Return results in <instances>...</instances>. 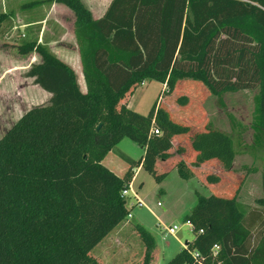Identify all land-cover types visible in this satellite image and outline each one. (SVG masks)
Instances as JSON below:
<instances>
[{
	"label": "trees",
	"instance_id": "1",
	"mask_svg": "<svg viewBox=\"0 0 264 264\" xmlns=\"http://www.w3.org/2000/svg\"><path fill=\"white\" fill-rule=\"evenodd\" d=\"M44 2L75 15L87 91L46 46H18L22 56L41 58L27 75L52 97L0 139V264H101L92 252L132 214L123 192L136 170L162 184L168 174H159L157 163L170 158L175 137L191 134L160 106L162 96L147 116L120 106L133 88L158 82L170 95L191 79L222 109L227 95L256 90L248 128L229 116L231 133L210 125L190 136L193 166L215 160L231 171L234 137L242 144L248 129L251 149L264 150V0H113L98 20L81 0L32 5ZM8 18L0 13V29ZM125 139L145 154L136 161L119 153L128 169L118 176L103 161ZM177 171L192 177L183 163ZM185 220L194 239L167 264H264V202L251 209L237 196L197 193ZM134 228L146 246L143 264H151L156 238Z\"/></svg>",
	"mask_w": 264,
	"mask_h": 264
},
{
	"label": "rangeland",
	"instance_id": "2",
	"mask_svg": "<svg viewBox=\"0 0 264 264\" xmlns=\"http://www.w3.org/2000/svg\"><path fill=\"white\" fill-rule=\"evenodd\" d=\"M43 1L0 0V13L5 12L4 14L9 16L0 29V139L27 111L34 107L46 106L50 102L51 94L45 92L27 75L34 64L41 62V58L36 53L24 57L18 51V46L34 42L35 37L39 36L40 32L36 27L24 26L30 19H45L44 38L46 36L55 38L51 32L56 31V17L60 18L62 14L58 12L54 15L48 14L50 3L32 5ZM65 31L68 33L64 43L72 44L74 28L71 27V23L65 27ZM73 49L72 53L75 54L78 47L75 46ZM78 75L81 79L79 84L86 92L81 70L78 71ZM132 93L129 108L143 116L149 114L162 96L160 106L171 112L173 121L189 126L191 134L174 138L175 153L177 154L180 149L184 150L185 154L180 151L178 153L180 158L175 156L168 165L161 167L163 170H170L163 182L164 187L163 183L157 184L145 171L140 173L134 183L135 189L132 188L127 197L128 208L132 209L135 220L129 219L130 223L124 229L111 233L92 254L101 264H143L146 246L134 228L139 224L156 238L155 258L151 264H167L178 253L181 247L179 241L185 246L194 239L185 216L196 205L197 193L205 197L237 196L251 209L260 208L261 202H264V150L255 152L251 149L253 132L250 129L244 135L242 144L234 137L238 156L231 171L224 170L215 160L195 168L193 166L195 154L190 146V136L205 131L210 125L231 133L229 116L248 128L252 122L254 97L257 91L227 95L224 109L219 107L217 99L202 83L191 79L181 80L170 95L164 94V86L158 82L145 83L141 87L133 88ZM122 152L134 157L135 160L141 158L140 147L125 139L105 161L108 167L120 174L121 167H128L116 157ZM181 163L192 173L189 180H184L178 175V165ZM161 168H158L159 171ZM210 176L212 180L208 179ZM139 185H142L140 195L145 202L143 207L134 206L136 204L134 191ZM174 226L179 230L174 236L168 235L164 228Z\"/></svg>",
	"mask_w": 264,
	"mask_h": 264
},
{
	"label": "crops",
	"instance_id": "3",
	"mask_svg": "<svg viewBox=\"0 0 264 264\" xmlns=\"http://www.w3.org/2000/svg\"><path fill=\"white\" fill-rule=\"evenodd\" d=\"M42 1V0H41ZM45 1V0H44ZM82 3L85 5V7L91 12L92 16L94 19L98 20L100 18H102L106 11L108 10L110 4L112 3L113 0H81ZM41 7V6H40ZM39 8V7H37ZM55 12H58V13H61V17H56V31H52L51 32V35H53V37L55 36V38H52V37H48L47 36L44 38V28H43V23H44V20H39V19H30L28 21L25 22V27L26 28H31V27H36V29L38 30L39 33V36L35 37V40L37 43L41 44V45H44L46 46L52 54H54L60 61H62L63 63H65L66 65L70 66L76 73L77 77H78V82L80 83V77L78 75V71L81 70L82 72V66H81V61H80V55H79V49L77 50V52L75 54H73L72 52L74 51V47L77 46V43H76V39H75V33H74V36H72L73 38V43L70 44L69 42L67 43H64V41L66 40L65 37L67 36V33L65 31V27H67L68 25H70L71 23V27L74 28V24H75V15L74 13L67 7H65L64 5H61L59 3H52L49 5V12L48 14H52L54 15ZM5 13V12H4ZM60 15V14H59ZM67 26H66V25ZM47 27V26H46ZM69 30V28L67 29ZM56 32V33H55ZM75 39V40H74ZM62 42V43H61ZM60 43V44H59ZM76 43V44H75ZM59 46V47H57ZM78 47V46H77ZM83 73V72H82ZM84 77V76H83ZM85 81V80H84ZM147 83V82H146ZM145 84V83H144ZM143 84V85H144ZM80 86V84H79ZM86 86V84H85ZM164 86V85H163ZM165 88V86H164ZM80 89L83 93H86L83 91L82 87L80 86ZM86 91H87V88H86ZM132 91L129 93V95L127 96L126 99H124L121 103H120V106L122 105H125L127 108H129V102H130V98L132 96ZM52 97V96H51ZM51 99V98H50ZM130 109V108H129ZM170 112V111H169ZM170 115H171V118L173 119L172 117V114L170 112ZM174 120V119H173ZM176 138V137H175ZM176 139H174L175 141ZM124 141V140H123ZM122 141V142H123ZM174 141H173V148L170 150V158L167 160V161H159L157 163V172H162V173H168L170 170H163L161 167H163L164 165H168V163H170L173 159H175V156L177 158H180V155L178 154L180 151H183L182 154H185L184 150H178L177 151V154L175 153L176 151H174ZM121 142V143H122ZM190 146H191V143H190ZM192 149V148H191ZM140 151H141V154L139 155V158L143 157L144 154H145V150L141 149L140 148ZM193 151V150H192ZM113 153V152H111ZM110 153V154H111ZM123 153V152H122ZM193 153L195 154V159H196V153L193 151ZM109 154V155H110ZM119 154V153H118ZM124 155H126L125 153H123ZM107 155V157L109 156ZM128 158L132 159V160H135L133 159L134 157H131L129 155H126ZM107 157L104 159L103 161V164L108 168L110 169L111 171H113V169H111V167H108L106 164H105V161L107 159ZM116 157H118L121 161H123L119 155H117ZM140 158V159H141ZM139 159V160H140ZM137 161V160H136ZM124 162V161H123ZM195 162V161H194ZM211 162V161H210ZM125 163V162H124ZM207 164V163H206ZM127 165V164H125ZM205 165V164H204ZM202 165V166H204ZM158 168H161V171H159ZM128 167L125 166V167H121V174L120 173H116L115 171H113L115 174H117L118 176H123L126 171H127ZM143 170L141 168L137 169L136 172H135V177H134V180H133V183L131 184V190L132 188H134V183L135 181L137 180L138 176L140 175V173L142 172ZM179 175V173H178ZM180 176V175H179ZM163 187H164V183H163ZM142 188V185H139V188L136 189V191H134L139 199L145 204L144 200L141 198V195H140V189ZM135 189V188H134ZM163 192H165V190L163 189ZM131 220H135V217L133 216L132 214V219ZM130 221L128 222H125L124 224H122L121 226H119L117 229H115L114 231L116 230H119V229H124V227L127 226V224H129ZM113 231V232H114ZM112 232V233H113ZM180 249L179 251H181L184 247H186V245L184 246L180 241ZM178 251V252H179Z\"/></svg>",
	"mask_w": 264,
	"mask_h": 264
},
{
	"label": "built area",
	"instance_id": "4",
	"mask_svg": "<svg viewBox=\"0 0 264 264\" xmlns=\"http://www.w3.org/2000/svg\"><path fill=\"white\" fill-rule=\"evenodd\" d=\"M154 133L155 134H159V131L157 129H155L154 130ZM130 191H131V186H130V189L129 190H126V191L123 192V195L125 197H128ZM134 197L136 199V204L134 206L143 207L144 206V203L139 199L138 195L135 192H134ZM158 205L160 206L161 204L159 203ZM134 206L132 205V207H134ZM129 219H132V214L129 215L128 220ZM186 224L188 225V227L190 228V230L193 232V226H192V224L190 222H186ZM164 229L166 230L167 234L170 235V236H174L177 233V231L179 230V228L177 226L170 227L168 229L167 228H164ZM218 251H219V247L216 246L215 249H214V255H217Z\"/></svg>",
	"mask_w": 264,
	"mask_h": 264
},
{
	"label": "water",
	"instance_id": "5",
	"mask_svg": "<svg viewBox=\"0 0 264 264\" xmlns=\"http://www.w3.org/2000/svg\"><path fill=\"white\" fill-rule=\"evenodd\" d=\"M101 128V125L99 126V128L98 129H100ZM186 246H187V244H186Z\"/></svg>",
	"mask_w": 264,
	"mask_h": 264
}]
</instances>
